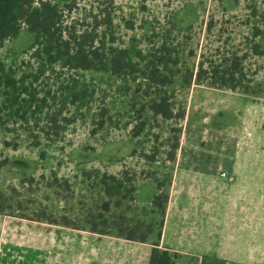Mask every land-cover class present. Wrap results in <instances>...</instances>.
<instances>
[{"label":"rangeland","instance_id":"rangeland-1","mask_svg":"<svg viewBox=\"0 0 264 264\" xmlns=\"http://www.w3.org/2000/svg\"><path fill=\"white\" fill-rule=\"evenodd\" d=\"M115 1V45L134 60L162 43L174 50L175 82L167 90L175 111H185V117L169 120L144 109L150 96L140 78L130 80L125 93V81L86 71L97 94L62 140L48 141L35 126L41 133L35 145L28 123L0 124V207L16 215L42 210L62 215L73 208V215L74 195L84 192L91 201L89 180L100 179L81 183L83 169L128 171L136 178L137 198L119 207L113 200L112 210L136 227L156 217V179L169 177L164 242L184 250L178 251L180 261L264 254V0ZM80 3L90 6L89 0ZM35 38L22 29L0 48L1 58L7 65L28 61L25 51ZM103 107L112 121L101 126ZM141 120L145 126L135 133ZM173 126L182 128L175 161L168 158ZM150 239L137 241L136 264L150 255L157 233ZM127 253L123 246L121 259Z\"/></svg>","mask_w":264,"mask_h":264},{"label":"trees","instance_id":"trees-1","mask_svg":"<svg viewBox=\"0 0 264 264\" xmlns=\"http://www.w3.org/2000/svg\"><path fill=\"white\" fill-rule=\"evenodd\" d=\"M89 4L81 7L80 0L65 3L0 0V48L24 28L36 34L34 42L25 51L29 53L28 61L7 65L0 56V124L28 123L35 145L40 144L41 133L50 142L62 140L66 127L77 121L85 107H91L97 88L94 80L86 76V71L90 70L125 81V93L130 92L129 81L140 78L148 83L146 91L150 96L144 109L169 120L185 117V111H175L167 90L174 84L176 75L173 64L177 61L171 46L162 43L148 54L140 52L139 60L132 59L128 49L115 45L116 1L89 0ZM107 110L103 107L100 113L101 126L112 121ZM141 121L135 133L144 128L145 121ZM35 126L40 127L41 133ZM181 132V127H172L173 136L169 140L173 143L168 157L171 161L177 159ZM81 174V183L91 177L100 179L92 183L89 180L90 203L88 194L74 193V198L78 199L77 213L70 214L69 211L75 212L72 208L62 215L42 210L19 216L139 242H149L151 235L157 233L158 239L151 241L148 264H195L180 261L181 253L161 246L171 197V178L167 177L166 182L156 179L152 200V213L156 217L151 221H140L134 227L130 225V217L115 214L112 206L113 200L118 207L126 199L136 200V178L128 171L118 175L100 168L83 169ZM71 187L68 180V190ZM164 187H168L167 190ZM0 212H6V209L0 207ZM157 216H160L159 220ZM143 227L145 231L142 232Z\"/></svg>","mask_w":264,"mask_h":264},{"label":"crops","instance_id":"crops-1","mask_svg":"<svg viewBox=\"0 0 264 264\" xmlns=\"http://www.w3.org/2000/svg\"><path fill=\"white\" fill-rule=\"evenodd\" d=\"M202 195L212 197L211 192H202ZM181 233L184 238V229ZM165 235L164 231L162 245L184 251L167 245ZM137 243L117 235L0 212V264H136ZM123 246L128 249L126 259L120 257ZM149 256L142 260V264H148ZM200 257L195 264H264V254H252L248 259L237 256L218 258L208 254Z\"/></svg>","mask_w":264,"mask_h":264},{"label":"built area","instance_id":"built-area-1","mask_svg":"<svg viewBox=\"0 0 264 264\" xmlns=\"http://www.w3.org/2000/svg\"><path fill=\"white\" fill-rule=\"evenodd\" d=\"M223 174H224V172H223Z\"/></svg>","mask_w":264,"mask_h":264}]
</instances>
